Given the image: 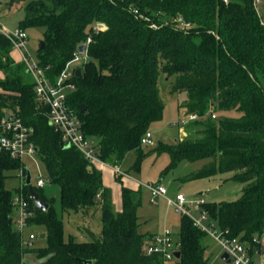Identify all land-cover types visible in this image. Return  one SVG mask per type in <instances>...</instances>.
Returning <instances> with one entry per match:
<instances>
[{
  "label": "trees",
  "instance_id": "16d2710c",
  "mask_svg": "<svg viewBox=\"0 0 264 264\" xmlns=\"http://www.w3.org/2000/svg\"><path fill=\"white\" fill-rule=\"evenodd\" d=\"M23 11L18 28L44 29L36 58L53 81L84 46L85 59L73 72L74 90L67 105L81 121L82 133L95 140L97 156L107 166H118L128 152L143 157L141 144L152 123L162 119L164 104L159 78L164 76L170 97L184 94V108L200 129L193 139L159 144L154 152L167 154L166 170L183 160H210L184 180L194 181L233 173L243 184L239 199L207 203L204 208L227 238L239 237L251 250L254 237L264 234V27L252 0H10ZM264 18V17H263ZM103 23L105 30L95 31ZM11 42L0 34V117L19 116L32 129L31 140L44 166L46 182L59 188L57 202L32 187L48 204L35 210L27 186L32 216L29 226L43 228L46 245L23 247L13 223L12 198L4 182L18 171V160L0 155V264H23L35 254L41 264H165L161 253L146 254L151 234L138 231L140 189L120 185L121 210L113 211L111 190L103 185L96 165L74 148H67L60 133L39 107L33 81L23 62L10 57ZM80 105L86 107L81 113ZM178 109V107H177ZM237 117L216 119L215 113ZM188 115V114H187ZM214 116V117H213ZM206 118V119H204ZM150 132V131H149ZM152 134V133H151ZM153 140V136H152ZM25 169V173L26 170ZM56 204L58 207H56ZM61 213H81L93 219L100 212L101 231L84 229L87 241L63 238ZM206 235L180 217L176 239L178 264H207Z\"/></svg>",
  "mask_w": 264,
  "mask_h": 264
},
{
  "label": "rangeland",
  "instance_id": "374dc122",
  "mask_svg": "<svg viewBox=\"0 0 264 264\" xmlns=\"http://www.w3.org/2000/svg\"><path fill=\"white\" fill-rule=\"evenodd\" d=\"M19 4H10V0H0V18L8 27V29H15L18 27V21L23 16V11L15 12ZM104 25L103 23H98ZM27 43L24 52L32 59H36L38 46L42 40L44 29L30 28L26 31ZM10 57L14 62L19 61V54L13 50ZM1 75V72H0ZM2 79V77H0ZM159 95L164 104V111L162 119L150 125L149 131L153 136V145L141 147L143 157L139 164H136V153L128 152L124 159L118 164L122 171L123 183L129 188L140 189L142 202L137 210L138 216V231L139 232H152L157 235L162 234L168 230L174 239L177 237L179 230L180 215L168 208L164 198H158L155 202L151 201L149 192L146 188L148 183H158L168 190L169 196H173L175 192H183L186 196L195 197L202 193L207 203L231 202L240 198L243 184L231 180L233 173L219 174L216 176L187 181L184 180L189 174L199 170L204 164L210 160H201L197 162L181 161L174 169L166 170L169 165L170 159L167 154H160L154 152V149L161 143L171 145L177 141L184 139H193L196 137L194 134L200 128L195 127L191 122L185 125H179L181 119H185L189 113L184 108L186 97L184 94L170 97L168 93L167 83L164 76L159 78ZM178 107V109H177ZM188 114V115H187ZM216 119L227 117L232 119L238 116L234 111L215 113ZM206 119V118H204ZM92 142H95V140ZM22 163L29 169L31 175L34 177L40 173L44 178L46 177L44 166L40 159L35 156H24ZM103 182L106 184L112 193V207L113 211L118 212L121 210L120 200V186L114 180V172L111 166H104L102 169ZM8 177L4 182V186L8 190H14L19 186V178L17 171H12L7 174ZM120 176V175H119ZM43 193L48 198H53L56 202L59 196V188L56 184H48L43 189ZM201 195V196H202ZM56 207L57 204H56ZM59 216L63 222V238L68 240L69 237L77 241H87L85 231L82 229V214L81 213H61L58 211ZM100 212L94 215V218L86 222V227L94 234H100ZM24 232V239L27 238L29 233L35 235L32 240L34 248H41L46 245V240L39 238L43 234V228L39 226H31ZM82 236V237H81ZM264 246V234L261 235V242ZM205 246L204 258L209 264L212 258L219 252L220 246L211 237L206 236L203 239ZM30 255V256H29ZM28 259V264H41L44 259H38L35 254H27L23 258ZM209 257V258H208ZM165 264H178L176 260H171ZM211 264H226L220 260H216Z\"/></svg>",
  "mask_w": 264,
  "mask_h": 264
},
{
  "label": "built area",
  "instance_id": "2783aa9c",
  "mask_svg": "<svg viewBox=\"0 0 264 264\" xmlns=\"http://www.w3.org/2000/svg\"><path fill=\"white\" fill-rule=\"evenodd\" d=\"M228 4L229 0H221ZM253 7L264 27V0H252ZM97 30H105V25L95 24ZM0 34L5 36L12 45V50L19 54V61L26 66V71L33 81V90L35 100L39 107L46 108V117L50 126L60 133L62 143L65 147L78 150L88 162L99 166H107L101 162L97 156L95 148L96 143L92 139L85 137L82 133V124L77 114L68 107L67 96L74 90L72 82L73 72L78 69L85 59L84 50L74 56L67 63L63 71L53 81L46 74L48 67L40 66L38 59H32L25 52L27 35L25 31L18 27L8 29L0 18ZM87 39L83 47L89 43ZM84 49V48H83ZM214 117V116H213ZM197 119L195 114H189L185 119H181L179 125H185L187 122ZM32 129L23 122V120L12 112H5L0 117V155H6L11 159L18 160L21 164L18 173L19 192L13 195L12 207L13 218L11 222L15 230L20 234L23 247H32V240L35 235L30 233L24 239V232L28 229V219L32 216L30 204L27 196L22 192L25 186V169L27 167L22 163L24 156H35L37 150L31 140ZM141 144L152 145V134L147 131L141 139ZM115 175H122L119 166L112 167ZM31 175V172H30ZM47 185L46 178L40 173L34 177L31 175V187L43 189ZM146 188L149 192L152 202L156 203L158 198H164L168 208L182 217L190 219L192 225L203 232L206 236L213 238L222 254H227V264H264V246L260 245L258 237L253 238V242L259 245L258 249L251 250L249 245L239 237L227 238L218 229L216 222L211 220L204 206L207 204L205 198L201 195L195 197L186 196L183 192H176L169 196L168 190L158 183H148ZM30 198V196H29ZM146 254L161 253L164 263L176 260L174 253L176 244L173 236L168 230L160 235H153L145 245Z\"/></svg>",
  "mask_w": 264,
  "mask_h": 264
},
{
  "label": "water",
  "instance_id": "95a60500",
  "mask_svg": "<svg viewBox=\"0 0 264 264\" xmlns=\"http://www.w3.org/2000/svg\"><path fill=\"white\" fill-rule=\"evenodd\" d=\"M40 46L43 47V43H41ZM83 48H84L83 45H80V46L78 47V51L81 53V52L83 51ZM76 73L79 74V73H80V70L77 69V70H76ZM78 109H79V111H80L81 113H83V112H85L86 107H85L84 105H80V106L78 107ZM67 148H68V147H67ZM25 185L27 186L28 193H29V195H30V198H31L33 204H34V209H35V210L46 211L47 208H48V204H47V203H44L43 201H41V200L39 199L38 194H37L35 191H33L32 187H31V175H30V171H29V169L26 170ZM9 223L11 224V221H9ZM44 237H45V234H40V235H39V238H41V239H43ZM179 256H180L179 252H175V253H174V257H175L176 259H178ZM221 259H222L223 261H225L226 263H228V260H227V254H222V255H221ZM83 263H84V264H90L91 261H83Z\"/></svg>",
  "mask_w": 264,
  "mask_h": 264
},
{
  "label": "crops",
  "instance_id": "0c3cea01",
  "mask_svg": "<svg viewBox=\"0 0 264 264\" xmlns=\"http://www.w3.org/2000/svg\"><path fill=\"white\" fill-rule=\"evenodd\" d=\"M0 77H2L3 78V74L1 73V75H0ZM97 168L98 169H100L101 170V172H103L102 171V169L104 168V167H99V166H97ZM102 177H103V174H102ZM115 177V176H114ZM122 183H123V180H122ZM103 185L105 186V187H107V188H109L106 184H104V182H103ZM119 185V184H118ZM123 185H124V183H123ZM120 186V185H119ZM125 186V185H124ZM127 187V186H126ZM129 188V187H128ZM110 189V188H109ZM130 189H135V188H130ZM177 192H179V191H177ZM176 193V192H175ZM169 194V193H168ZM199 195H202V193H200ZM203 196V195H202ZM111 199H112V193H111ZM120 200H121V197H120ZM83 220H82V229L83 228H85V229H88L85 225H86V222L87 221H90V220H92V219H90L89 217L88 218H82ZM180 221V220H179ZM29 228H32L31 226H29L28 227V229ZM84 230V229H83ZM88 230H90V229H88ZM91 231V230H90ZM141 234H151V235H155V233H152V232H140ZM30 234V233H29ZM44 234V233H43ZM95 235H97V234H95ZM82 237V236H81ZM259 239V242H261V237H259L258 238ZM260 245H262V243H260ZM206 246V245H205ZM33 247V246H32ZM44 247V246H43ZM221 255H222V253H221V250H219V252L212 258V260H211V262H210V260H209V264H211V263H213L214 261H216V260H220L221 262H223V263H226L225 261H223L222 259H221ZM25 256H27V254L25 255ZM30 256V255H29ZM209 258V257H208ZM22 262H23V264H28V259H27V257L25 258H23V260H22ZM227 264V263H226Z\"/></svg>",
  "mask_w": 264,
  "mask_h": 264
}]
</instances>
